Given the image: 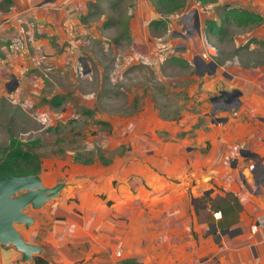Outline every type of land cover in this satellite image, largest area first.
<instances>
[{"label": "crops", "instance_id": "1", "mask_svg": "<svg viewBox=\"0 0 264 264\" xmlns=\"http://www.w3.org/2000/svg\"><path fill=\"white\" fill-rule=\"evenodd\" d=\"M83 3L0 0V89L5 95L24 103L38 89L67 99L72 94L69 86L77 78L84 81L79 72L84 59L73 32ZM244 5L247 13L264 21V0H244ZM151 7L149 0H142L136 15L140 30L135 36L145 56L155 41L149 28L156 19ZM13 79L19 83L15 96L10 94L14 91L8 93ZM238 87L234 89L242 92L241 105L228 111L231 116L246 114V94ZM246 88L258 94L259 107L249 110V116L261 125L212 123L217 140L228 130L231 133L225 152L223 144H215L223 157L202 155L188 136L170 134L158 142L132 122L123 128L121 144L130 142V150L138 156H124L120 164L96 169L97 178L114 191L104 194L117 204L105 209L88 204L79 209L56 202L53 207L46 205L32 213L35 227L21 229L25 239L42 246L50 264H118L132 259L141 264H264V68ZM125 132L133 134L128 138ZM246 153L250 154L244 157ZM114 181L117 188L112 186ZM142 187L150 201L134 202ZM124 196L131 197L132 205L124 203ZM20 260L21 254L13 248H0V264H21Z\"/></svg>", "mask_w": 264, "mask_h": 264}, {"label": "rangeland", "instance_id": "2", "mask_svg": "<svg viewBox=\"0 0 264 264\" xmlns=\"http://www.w3.org/2000/svg\"><path fill=\"white\" fill-rule=\"evenodd\" d=\"M141 1L84 0L73 32L81 58L90 64L91 73L84 76L83 82L77 78V83L69 86L72 94L65 98L63 109L49 104L55 96L46 95L43 90L35 89L33 98L23 103L0 89V160L11 150L26 151L40 159V175L45 184L67 183L69 187L60 197L47 204L50 207L55 202L74 209L85 204L100 205L103 209L117 204L104 194L113 190L109 183L106 185L97 178L96 169L103 163L101 156L112 161L104 166H114L115 162L121 163L120 158L135 154L130 150V142L121 144L122 138L125 139L123 128L128 129L132 122L141 125L140 131L152 134L158 142L170 134L177 138L188 136L202 155L221 157L231 133L228 130L217 140L218 136H214L217 119H228L227 123L220 122V126L230 120L261 125L249 116V110L259 107L255 101L258 94L248 91L246 86L254 84L264 68V21L240 26L233 20H224L228 10L223 8L248 12L244 0H218L207 7L195 0H174L181 7L177 11L169 10L158 0H149L156 13V19L149 25L155 41L146 56L142 42L135 36L136 30H140L136 15L141 11ZM196 11L200 32L195 28ZM213 27L221 31L216 33L211 30ZM193 29L195 35L189 42L174 38L177 32L187 34ZM180 46L185 48L179 49ZM202 59L206 65H217L215 75L199 72L196 64H202ZM79 72L83 73L82 65ZM224 74L233 77L231 87ZM236 85L245 92L248 103L246 114L241 116L228 114L231 104L211 103V98L220 91L234 89ZM16 90L10 94L15 96ZM200 130H204L202 134ZM125 133L128 138L133 134ZM216 143L223 144L224 152L217 150ZM91 158L94 164H83ZM229 163L231 160L227 161L228 166ZM128 165L130 168L131 164ZM143 182L146 187L147 180ZM112 186L117 188L116 181ZM144 187L134 202L150 201ZM123 199L132 205L131 197Z\"/></svg>", "mask_w": 264, "mask_h": 264}, {"label": "water", "instance_id": "3", "mask_svg": "<svg viewBox=\"0 0 264 264\" xmlns=\"http://www.w3.org/2000/svg\"><path fill=\"white\" fill-rule=\"evenodd\" d=\"M195 28L200 32V19L199 14L195 12ZM192 31H188L187 34L175 33L174 38H181L185 42H189L195 35ZM184 46H180L179 49H184ZM202 64L205 63L202 59ZM212 65L213 71L210 75H215L217 72V65ZM199 67L198 64H196ZM90 73V69L87 63L83 64V74ZM228 79H231L228 74H224ZM12 86L9 92L15 90L18 87L16 80L11 81L8 86ZM237 94L239 101L235 108L241 105L240 97L242 92L234 91L232 93L223 91L219 97L223 95ZM229 101L226 100L225 104L228 105ZM213 111L212 116H215ZM217 122L227 123L228 119H217ZM246 153L244 157L249 155ZM264 169V167H262ZM69 186L67 183H58L55 186H49L45 184L42 175H28L24 177L9 176L0 180V248L9 249L13 248L21 254V264H34L35 258L38 256L47 257V251L38 244L28 242L21 229L30 231L36 225V219L31 212L42 210L49 202L57 200L61 193L65 191Z\"/></svg>", "mask_w": 264, "mask_h": 264}, {"label": "trees", "instance_id": "4", "mask_svg": "<svg viewBox=\"0 0 264 264\" xmlns=\"http://www.w3.org/2000/svg\"><path fill=\"white\" fill-rule=\"evenodd\" d=\"M202 7H207L211 4H215L218 0H195ZM158 2L164 7L168 8L171 11H177L181 7L174 3V0H158ZM173 6V7H172ZM228 10L224 15L225 22H231L233 20L240 26H248V25H259L263 22V18L259 15L251 14L240 10L239 8H223ZM212 31L219 33L220 28L213 27ZM221 31V30H220ZM65 101L64 97L55 96L53 99L49 101L55 108H60ZM88 112V111H87ZM86 113V112H85ZM89 114V113H87ZM105 126H111L108 122L101 123ZM100 160L103 161V165H109L112 161L105 160L103 156H101ZM95 161L91 159H87L83 162L85 165L93 164ZM42 172V163L40 159L32 155L26 151H22L20 149L11 150L6 153L2 160H0V180L9 177H24L28 175H40ZM47 257L38 256L35 258L34 264H50V260ZM118 264H141L137 260H127L121 261Z\"/></svg>", "mask_w": 264, "mask_h": 264}, {"label": "flooded vegetation", "instance_id": "5", "mask_svg": "<svg viewBox=\"0 0 264 264\" xmlns=\"http://www.w3.org/2000/svg\"><path fill=\"white\" fill-rule=\"evenodd\" d=\"M198 69H199V72L200 73L202 71H207L208 73H212V71H213L212 65H210V64L209 65H206L205 63L200 64L199 67H198ZM223 91L232 93V92L236 91V89L223 90ZM223 91H221V92H223ZM220 93H219L218 96H215V97H219L221 95ZM215 97H213V98H215ZM213 98H211V99H213ZM226 100H228L229 101L228 103L231 104V109L235 108L238 105V103H239V101L237 99V94L236 93H234L233 95H229V96L223 95L222 98H216L215 100H211V103L213 105H216V104H220V105L223 104V105H225V101Z\"/></svg>", "mask_w": 264, "mask_h": 264}, {"label": "built area", "instance_id": "6", "mask_svg": "<svg viewBox=\"0 0 264 264\" xmlns=\"http://www.w3.org/2000/svg\"><path fill=\"white\" fill-rule=\"evenodd\" d=\"M118 256H121V254H119Z\"/></svg>", "mask_w": 264, "mask_h": 264}]
</instances>
